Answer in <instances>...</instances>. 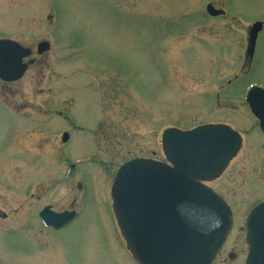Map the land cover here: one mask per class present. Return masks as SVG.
Segmentation results:
<instances>
[{
	"label": "rangeland",
	"instance_id": "1",
	"mask_svg": "<svg viewBox=\"0 0 264 264\" xmlns=\"http://www.w3.org/2000/svg\"><path fill=\"white\" fill-rule=\"evenodd\" d=\"M208 3L224 15L206 16ZM257 21L264 0H0V37L50 42L20 82L0 84V264H129L110 186L130 159L163 161L169 127L218 122L241 135L207 183L237 230L264 200V137L244 99L251 84L264 89V26L245 61ZM81 195L80 217L39 225L43 205L70 208Z\"/></svg>",
	"mask_w": 264,
	"mask_h": 264
},
{
	"label": "water",
	"instance_id": "2",
	"mask_svg": "<svg viewBox=\"0 0 264 264\" xmlns=\"http://www.w3.org/2000/svg\"><path fill=\"white\" fill-rule=\"evenodd\" d=\"M207 12L222 11L207 6ZM260 22L249 30L247 52L252 55ZM48 48L38 45V52ZM30 50L0 39V79H19ZM245 101L264 135V89L251 86ZM64 135V140H66ZM240 135L224 124H204L190 130L167 128L161 135L167 162L134 159L117 171L111 186L112 209L126 247L139 264H210L232 226L226 202L204 182L218 178L241 147ZM44 223L61 226L66 213L45 207ZM249 253L245 264H264V201L249 213Z\"/></svg>",
	"mask_w": 264,
	"mask_h": 264
},
{
	"label": "flooded vegetation",
	"instance_id": "3",
	"mask_svg": "<svg viewBox=\"0 0 264 264\" xmlns=\"http://www.w3.org/2000/svg\"><path fill=\"white\" fill-rule=\"evenodd\" d=\"M0 39L13 40V41L17 42L18 44H20L21 46H23L24 48H28L30 50V54L28 56L22 58V63L26 65V69H25L23 75L18 80H15V81L0 80V84H2V85H11V84L20 82L24 78V76L27 74V72L30 70L31 66L34 65L38 61L40 56H43L50 49V42L47 40H40V41L36 42V44H34V45H26V44H23L22 41H20L16 38L0 37ZM41 41L48 42L49 43V49L47 51L39 53L38 52V44ZM247 60H248V58H247ZM21 129H22L21 127H19V128L16 127L13 130V136H16L18 133H20ZM63 132H65V131H61L59 134L60 140H61L62 144H66L69 141L67 140L66 142H62V133ZM67 175L69 176L70 174L67 173ZM37 199H39V197H37ZM84 199H85V196H83V195H81L80 198L77 200L72 199L69 203L70 208L57 209L52 204L43 205L41 208H39L36 211V218L38 220L39 225L41 227H45L39 218V212L46 206H48L50 210H52L56 213H63V212L72 213L71 219L69 221H67L65 224L72 222L77 217L81 216L82 211H83V207H85ZM247 214H248V212H247ZM247 214L244 216V219H243L241 226L238 227L237 230H235V231H234V215L232 214V222H233L232 228H231L227 238L225 239L221 249L216 254V256L214 257V259L212 260V262L210 264H215L216 261H219L220 264H225L227 262H235V261H237L238 264H245V260L247 258L248 251H249L248 230H247V227L245 224ZM0 218L3 220H6L8 218V214H6L5 212H2L0 210ZM47 228H51V227H47ZM233 233H235V234L233 235ZM232 236H234V238L231 241V244H230L231 246H230L228 242L230 241V238ZM127 261H129V264H139L131 255H130V257L127 258ZM125 264H127V262H125Z\"/></svg>",
	"mask_w": 264,
	"mask_h": 264
}]
</instances>
